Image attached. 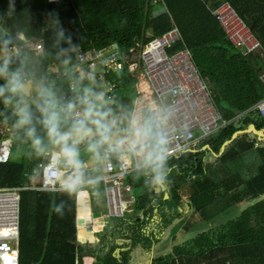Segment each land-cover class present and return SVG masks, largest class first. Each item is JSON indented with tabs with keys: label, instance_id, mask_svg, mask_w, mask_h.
<instances>
[{
	"label": "trees",
	"instance_id": "obj_1",
	"mask_svg": "<svg viewBox=\"0 0 264 264\" xmlns=\"http://www.w3.org/2000/svg\"><path fill=\"white\" fill-rule=\"evenodd\" d=\"M163 1L153 5L152 0H0V48L15 47L12 34L19 31L45 45L43 52L22 47L9 59V70L19 69L34 80V86L48 89L56 83L53 64L79 74L77 49L92 53L117 44L128 53L177 27L180 41L171 53L190 52L216 110L229 123L193 151L168 157L170 171L159 193L160 186L145 183L149 169L128 176L137 196L134 212L110 220L94 244H82L78 237V190L67 194L22 191L19 264H86L89 260L90 264H148L153 252L169 249L174 255L170 264H264V138L249 132L254 129L264 135V118L255 109L264 99V0ZM226 4L261 43L257 53L244 55L233 46L213 16L212 10ZM25 13L31 18L22 29L11 32L1 27L5 19ZM111 76L119 85L117 108L124 115V125L117 131L123 132L133 110L137 80L128 70ZM4 83L0 77V85ZM84 89L96 87L80 86L76 92ZM58 91L74 94L66 86ZM18 99L12 97L7 107L0 97V129L11 127L4 136L13 140L10 161L0 164V188L31 183L55 147L48 144L38 119L34 126L44 138L42 150L34 148L25 131L15 126ZM115 109L107 108L113 116ZM32 110L38 118L36 106ZM145 117L158 132L151 115ZM4 136L0 134V140ZM90 141L77 146L82 149ZM15 145H32L36 158L29 164L16 160ZM205 146L211 148L202 150ZM208 155L213 161L208 162ZM182 198L190 207L189 217L201 218L196 229L193 222L187 223L188 215L180 217ZM61 201L62 214L54 210ZM240 205L235 218L219 225L221 216Z\"/></svg>",
	"mask_w": 264,
	"mask_h": 264
},
{
	"label": "built area",
	"instance_id": "obj_2",
	"mask_svg": "<svg viewBox=\"0 0 264 264\" xmlns=\"http://www.w3.org/2000/svg\"><path fill=\"white\" fill-rule=\"evenodd\" d=\"M57 0H51L55 2ZM153 5H163V0H152ZM213 16L220 22L229 41L244 55L257 53L261 43L253 36L251 30L238 17L228 4L212 10ZM20 45V40L15 37ZM26 45L37 52H43V41L32 38L24 39ZM180 41L177 27L166 34L140 44L130 52H123L117 44L103 50L85 53L75 51L79 74L76 70H61L53 64L56 75L55 87L66 86L72 96L67 93H56V96L66 102L80 92L78 87H96L90 91L101 94L107 102L105 108L116 107L114 120L117 130L124 122V115L118 110V83L111 74L128 70L136 82L134 106L127 129L117 131L121 137L128 135L129 124L133 120L147 121L145 114H150L156 124L159 134L166 139L168 157H181L201 141L214 136L229 123L225 122L216 110L206 83L192 61L188 50L171 53ZM21 76H27L20 72ZM264 83V74L261 76ZM1 81H5L1 77ZM264 118V99L255 107ZM67 126V125H66ZM6 132L0 130L4 136ZM12 138L4 136L0 140V164L10 161L12 153ZM59 149L54 147L48 163L41 165L31 183L21 187L0 188V264H19V242L21 223V192L33 190L38 192L64 191L61 185L72 175L73 169L60 157ZM96 162L88 166L82 164L81 183L78 190V203L82 196L90 199L91 204H100L103 198L105 211L96 214L95 218L85 225V229L103 230L106 222L121 219L132 214L137 204V196L133 185L127 183L128 176L144 169L140 157L134 155L128 148L104 146L94 155ZM79 211V209H78ZM105 225H99V220Z\"/></svg>",
	"mask_w": 264,
	"mask_h": 264
},
{
	"label": "clouds",
	"instance_id": "obj_3",
	"mask_svg": "<svg viewBox=\"0 0 264 264\" xmlns=\"http://www.w3.org/2000/svg\"><path fill=\"white\" fill-rule=\"evenodd\" d=\"M0 59L3 60L0 64V77L6 81L0 85V97L4 98L6 105L11 103L12 97H18L15 106V126L25 131L34 148L42 150L45 147L44 138L37 135L34 126V121L38 119L45 130L48 144L58 148L60 157L73 169L72 175L61 185L67 194L82 180L78 142L91 137L92 141L88 147L94 155L104 146L114 147L112 142L117 134V128L113 114L105 108L107 102L103 95L93 94L88 89H84L73 99L62 102L51 89L42 88L38 91L39 103L36 110L40 115L37 118L32 106L24 102L25 93L29 89L26 78L21 76L19 69L9 70L11 63L9 59L2 57ZM5 93L10 95L6 96ZM117 144L120 147L126 146L134 155L141 158L143 167L149 169L146 184L151 186L165 184L170 171L167 166L166 139L155 131L150 121H131L128 135L121 137ZM64 207V202L61 201L54 210L62 214Z\"/></svg>",
	"mask_w": 264,
	"mask_h": 264
},
{
	"label": "rangeland",
	"instance_id": "obj_4",
	"mask_svg": "<svg viewBox=\"0 0 264 264\" xmlns=\"http://www.w3.org/2000/svg\"><path fill=\"white\" fill-rule=\"evenodd\" d=\"M13 16V14H12ZM24 16V17H22ZM30 14L29 13H25L17 18L14 19H5L4 23L1 24V27L3 29H7V31H16V30H20L23 28V24L26 23V25L29 24L30 21ZM29 20V21H28ZM21 33H25V31H19V32H15L12 34V36L17 37L20 40V45L19 43L16 44L15 47H13V49L15 50L16 53H20L21 52V48L24 47L26 45L24 39H20V34ZM19 34V35H18ZM23 36V35H21ZM25 36H23L24 38ZM16 41V40H15ZM53 70V69H52ZM42 89L41 86H39L38 83L35 84L33 92H32V96L29 97H24V102L33 106H36L37 103H39V96H38V91ZM9 94V93H8ZM7 107H10V105H7ZM1 127V126H0ZM2 132L5 131L6 133L11 132L12 128L11 127H5L0 129ZM91 142V141H90ZM90 142H86L85 146L80 149L78 148L79 151V159L82 162V164H87L90 165V163L92 162V160L94 159V154L92 152L89 151V143ZM27 145V144H25ZM25 145H15V159L18 161L23 160L25 163L29 164L33 161V159L36 158V153L33 151V147L31 146H25ZM206 159H208V162L213 161V157H211V155H208V157H206ZM128 183V181H126ZM243 205H240L238 207H235L234 209H232L231 211L227 212L226 214H224L223 216H221L219 218V220L217 222H220L219 225H222L224 223H226L227 221L235 218L238 215L239 212V208L242 207ZM187 217V216H186ZM187 223L193 222L194 229L198 228V224L201 221V218L198 216H195L193 218H191V216L186 218Z\"/></svg>",
	"mask_w": 264,
	"mask_h": 264
},
{
	"label": "crops",
	"instance_id": "obj_5",
	"mask_svg": "<svg viewBox=\"0 0 264 264\" xmlns=\"http://www.w3.org/2000/svg\"><path fill=\"white\" fill-rule=\"evenodd\" d=\"M26 33H28V32H26ZM20 35H24L25 37L27 36L29 38L30 34L26 35L25 33H21ZM62 87H64V86L55 87V88H54V86H52L50 89L56 93H63V92L58 91V89H61ZM32 92H33V90H32ZM72 95H69V96H72ZM116 96H117V94H116ZM210 148H211L210 146H205L202 148V150L210 149ZM224 149H225V145L222 147V152L224 151ZM95 162H96V158L94 156V159L92 160V162L88 166L93 165ZM130 185H133V184L130 183ZM162 189L164 190L163 186H162ZM179 206H180L179 210H180V214H181L180 217L190 214V207L186 203L185 198H182L180 200ZM78 208H79V211H78V237H79V240L81 241L82 244H87V243L88 244H94L99 240V235L107 228V225H109V221L106 222V227L101 231L98 230V228L97 229H85V225L88 224V222L92 219V217L95 218L97 215H100V214H102L103 211H105L103 198L101 197L100 204L96 205V204H91L90 199L86 198V196L84 195L80 198ZM134 209H135V207H134ZM134 209H132L133 212H134ZM156 212L158 213V210H156ZM96 213H100V214H96ZM157 213H155V214L157 215ZM128 215H131V214H128ZM103 221L104 220L101 219L97 222V224H99V225L104 224L105 225V223H103ZM159 221L160 220H159V217L157 215L155 217V222L158 223ZM153 226H155V224H153ZM118 251L120 252V250H118ZM173 257H174V255H173V252L171 249L166 250L164 252H160L157 255L155 252H153L151 260L148 262V264H170V261H171V259H173ZM90 263H91V260H89V262H86V264H90Z\"/></svg>",
	"mask_w": 264,
	"mask_h": 264
},
{
	"label": "water",
	"instance_id": "obj_6",
	"mask_svg": "<svg viewBox=\"0 0 264 264\" xmlns=\"http://www.w3.org/2000/svg\"><path fill=\"white\" fill-rule=\"evenodd\" d=\"M15 54H16V52H15V50L12 48V47H1L0 48V57H2V58H4V59H10V58H13L14 56H15ZM0 61H3L2 59H0ZM27 82H28V84H29V89H28V91L25 93V96L26 97H31L32 96V90L34 89V80L33 79H30V80H27ZM249 132H254L256 135H258V136H260V137H263L264 138V135H262L261 133H259V132H256L254 129H252V130H250ZM242 134V132H239V133H237V134H235V136H239V135H241ZM234 136V137H235ZM121 138V134L118 132L117 134H116V136L113 138V145H115L116 143H117V141L119 140ZM86 139H90V140H92V138L91 137H89V138H85V139H83V140H81V141H79L78 142V145H80V144H83L84 143V140H86ZM163 189H162V186H160L159 188H157V192L159 193L160 191H162ZM165 198H168V194L166 193L165 194ZM155 213H157L156 211H155Z\"/></svg>",
	"mask_w": 264,
	"mask_h": 264
},
{
	"label": "bare ground",
	"instance_id": "obj_7",
	"mask_svg": "<svg viewBox=\"0 0 264 264\" xmlns=\"http://www.w3.org/2000/svg\"><path fill=\"white\" fill-rule=\"evenodd\" d=\"M24 36V35H23ZM23 36L20 35V39H26L28 38L27 36L23 38Z\"/></svg>",
	"mask_w": 264,
	"mask_h": 264
}]
</instances>
